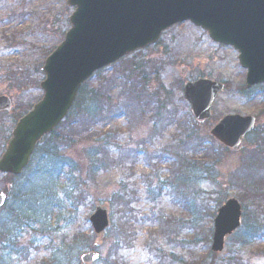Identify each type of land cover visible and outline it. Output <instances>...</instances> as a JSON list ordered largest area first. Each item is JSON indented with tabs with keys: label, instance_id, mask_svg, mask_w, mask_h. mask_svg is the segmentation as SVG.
I'll list each match as a JSON object with an SVG mask.
<instances>
[{
	"label": "rangeland",
	"instance_id": "1",
	"mask_svg": "<svg viewBox=\"0 0 264 264\" xmlns=\"http://www.w3.org/2000/svg\"><path fill=\"white\" fill-rule=\"evenodd\" d=\"M66 1L4 0L0 4V14H12L15 18L11 24H6L7 27L12 32H19L15 41H4L0 36V96L11 98L13 105L19 94L5 73L8 71L11 75L17 74V77L22 62L30 61L27 72L33 75V61L40 50L46 48L45 50L52 52L63 41L69 30L68 19L72 13V9L66 6ZM20 33L23 34L19 35ZM8 35L10 34L7 33ZM15 43L20 46L14 47ZM22 56L24 60L21 59ZM237 56L238 53L232 48L213 43L206 32L190 23L167 30L161 36L159 44L124 59L126 63L140 66L133 80L142 74L147 75L149 84L145 94L153 99L150 110L145 109L141 120L133 125L122 116L111 123L110 128L97 127L102 131L98 132L116 133L115 141L123 151L131 152L141 147L146 154L156 156L171 139L174 141L182 138L184 141L183 132L188 133L192 124L196 123L182 97V85L206 78L228 86L213 103L211 119L205 123H197L196 134L206 142L207 148L211 146L209 130L225 115L254 117L257 133H260L264 130V89L255 87L249 90L252 95L261 92V95L256 94L253 98L240 92V88L244 86L245 71L240 68ZM120 63L117 67L124 68ZM149 63L153 64V68ZM111 67L101 72L104 76L102 81L113 76ZM92 85L96 88L99 86L97 82ZM127 92L129 91L126 90L119 98L123 92L117 89L114 93L111 92V96L121 104L130 98ZM41 95L38 88L29 84L25 95L17 102L39 98ZM153 116L156 121L159 118L160 122L169 118L178 122L169 124V120L163 126L157 125L156 131L162 127L164 130L153 138ZM13 123L10 116H0V129L4 125L3 132L10 130ZM256 135L245 139L238 149L224 154L220 152L222 148L213 141L211 158L215 157L213 161L216 162L212 164L205 160L204 170H198L199 173L194 175L184 173L176 161L172 164L174 161L171 156L159 164L151 163L147 166L142 158L130 166L131 161L124 159L126 161L121 164L108 166L103 172L92 175L85 153L92 144L83 140L61 153L60 158L66 165L60 174L58 160L52 165L38 161L19 181V184L26 185L27 196L21 198L22 203L14 199V194L8 196L9 206H21L26 213H21L24 218L18 223V229L12 231L13 239L9 240L22 245H18L20 249H16L17 253L22 248L24 250L16 257L7 258L6 264H26L23 259L30 261L27 264H33L36 261H48L50 257L58 259L56 264H80L79 257L89 249H84L83 244L74 245L73 241L81 234L91 238L92 246L97 242L89 223V217L96 206L108 208L110 225L98 240L100 247L96 251L100 258L95 264H106L116 236L120 237L121 243H129V247L124 244L118 250L113 248L116 252L114 261L119 264H182V261L188 263L199 259H203L206 264H224L231 256L236 259L232 264H264V239L241 246L238 235L243 231V226L227 239L224 251L217 255V260L212 261L210 252L213 226V216L210 215L228 199H235L244 208V202L240 199L242 191L230 187L229 181L245 167L244 157L251 155L256 149ZM7 136L9 133L0 134V143ZM260 149L259 154L264 161V147ZM2 151L3 147H0V154ZM67 165L76 167L68 169ZM210 166V170H206ZM130 167L132 168L129 170ZM173 171L178 172L180 186L177 192L173 193L171 187L164 186L161 196L151 202L147 198V191L151 187L155 188L158 181L165 183L171 180ZM27 178L30 180L28 183ZM117 192H129L133 214L128 217L127 227L116 232L115 228L119 229L120 214H117L118 208L113 205V196ZM254 205L244 208L247 212L245 215H255L256 212L258 223L264 226V201ZM256 206H260L258 211ZM8 217L7 210H0V229L2 223L8 222ZM143 217L148 220L139 224L135 222ZM40 226H46L47 229L42 238H36L33 232ZM208 229H211V233L209 242L206 243L204 238ZM78 238L80 237L75 239V244ZM32 240L34 247L39 245L38 250L27 245ZM177 260L181 262L178 263Z\"/></svg>",
	"mask_w": 264,
	"mask_h": 264
},
{
	"label": "water",
	"instance_id": "2",
	"mask_svg": "<svg viewBox=\"0 0 264 264\" xmlns=\"http://www.w3.org/2000/svg\"><path fill=\"white\" fill-rule=\"evenodd\" d=\"M73 8L70 30L63 42L45 59L39 84L42 97L16 123L0 157V173L20 176L35 148L65 119L81 85L94 72L129 53L155 44L163 31L190 22L209 38L238 53L239 65L247 71L246 87L264 84V0H67ZM223 85L200 79L186 83L185 100L196 121L210 118V107ZM11 102L0 97V112H9ZM252 117L227 115L210 135L224 148L236 149L254 128ZM0 194V208L5 203ZM241 207L229 199L213 220L210 250L223 251L225 239L240 226ZM96 235L108 227V212L97 206L89 218ZM97 253L81 256L82 264L98 260Z\"/></svg>",
	"mask_w": 264,
	"mask_h": 264
},
{
	"label": "trees",
	"instance_id": "3",
	"mask_svg": "<svg viewBox=\"0 0 264 264\" xmlns=\"http://www.w3.org/2000/svg\"><path fill=\"white\" fill-rule=\"evenodd\" d=\"M3 1L4 0H0V4L3 3ZM11 15L0 14V36L4 41H15L18 39V30L12 32L6 25L11 24V22H13V20L15 19ZM7 33H9L10 35L7 36ZM22 34L23 33H20L19 35ZM16 46L18 47L20 46V44L15 43L14 47ZM45 49L46 48L41 49L39 55L37 57L35 56L36 58L34 57L35 59L32 65V69L34 72L33 75H29L27 72L29 66L28 63H30V61L22 62V65L19 69L20 74L17 77V74L11 75V73H9L8 71L5 73L6 78L13 83L14 90H16L19 94L17 100L25 95L26 87H28L29 84L38 88L39 79L42 77L40 67L42 66L44 58L50 53V50ZM21 59L24 60V56H22ZM120 62V64L124 65V68L117 67L119 63L113 65L111 67L113 76L110 79L102 81L104 77L102 76L103 73L98 72L90 82H87L82 86V88L78 92L75 103L69 111L65 121L53 132L51 136L44 138L41 145L36 149L31 159V165L29 166V169L23 174L24 177L25 174H27L28 171L33 167V165L38 161H43L42 163L52 165L55 160H58V163L60 165V174L62 168H64V166L66 165L64 160L60 158L61 153L65 152L66 148L70 149L79 144L81 140H83L84 142L90 141L92 144L91 148H89L87 152H85L87 166L92 175L103 172L108 168V166L110 167L114 164L117 165L118 163L121 164L122 162L126 161L124 159H129L131 161L129 166L134 164L140 158H142L144 162L149 165L153 162L159 164L162 161H165L166 157L171 156L170 158L174 160L172 164L176 161V164L181 165V169L184 173H190L191 175H194L196 173L198 174V170H204L203 162L205 160L212 162V164L216 162L213 161L215 157L211 158L214 146L213 140L211 138L209 139L211 146L207 148L206 142L196 134V123L192 124L193 127L188 133L183 132L184 141H182V138H179V140L175 139L174 141H172L171 139L170 142L165 146V148L162 149L160 153L156 154V156L146 154V151L144 149H141L140 147L139 149H135L131 152L123 151L124 149L120 147L117 141H115L116 133L110 131L106 134H102L101 129H97V127L105 128L106 126H110L111 123L122 116L127 119L130 125H133L137 120H141V116L145 114V109L146 111L150 110V105L152 104L153 99L150 95L146 96L145 94L149 81L143 74L142 77H137L139 81H137V79L133 80V78H136L134 77V74L136 73V71H138V64L129 62L126 63L124 61ZM126 68H128V70H125ZM96 82L99 84L98 88L92 85ZM117 89H120L123 92L119 95V98L120 96L124 95L126 90L129 91L127 92L128 94H130V98H128V101L121 104H118V101H115V98L111 96V92L114 93L115 91H117ZM241 90L245 91L244 88H241ZM17 100L14 103L13 110L9 114L14 123L23 114H25L31 108L32 104L38 101L39 98L26 99L22 102H17ZM132 103H134V106H132ZM139 117L140 119H138ZM154 118L155 117L153 116V119ZM159 120V118L157 121L154 119L152 126L153 138L156 135H160L164 130V127H162L158 131H156L157 125L163 126L165 121L169 120V122H171L169 124L178 122H175L170 118L169 120L164 119L162 122H160ZM183 130L184 129H182V131ZM98 131L101 132L99 133ZM257 131H255L253 134V136L257 134L255 141L256 149L251 155L244 157L245 167L242 168L240 172L233 175V177L229 181L230 187L236 188L237 190L240 189V191H242L240 199L242 202H244V208L250 207L249 205H251V207H254L255 203L264 201V172H262V170H264V161L259 154V151L261 150L260 147H264V130H262L260 133H257ZM9 132L10 130L8 129L6 133ZM0 134H5V132L1 130ZM4 140H6V138ZM4 140H1V142H3ZM114 141L115 143H113ZM220 152L222 154L226 153V151H223L222 149L220 150ZM197 155L200 156L198 160ZM75 167V165H67L68 169H74ZM131 168L132 167H130L129 170ZM210 168L211 166L206 170H210ZM177 173L178 172L173 171V178L166 183L158 181L155 188L151 187L149 189L150 191H147V198L151 202H155L156 199L161 196L163 187L167 185L168 187H171V189H173V193H176L177 188L180 186V183L177 180ZM20 180V177L14 178L11 176H0V189L5 193H7V191H10L11 194L9 193V195L14 194V199L17 202L22 203L21 198H25L27 196V193L25 191L26 185L19 184ZM28 181L30 180L27 178L26 182L28 183ZM152 190H155L156 192ZM113 199V205L118 208V211L116 212L117 214H120V218H118L119 229H116V231H119L121 229H124L123 227H127L129 222L128 217L133 214V207L131 206L129 192L126 194H119L117 192V194L113 196ZM126 199H128L129 202L125 201ZM254 201L255 203H251ZM256 207L258 211V208H260V206ZM4 210H7L9 217L8 222L6 221L5 223H2L0 229V264H6L7 258L11 256L16 257L24 250V248H22V250L17 253L16 249H20L18 245H22L17 242H10L9 240L13 239L12 231L18 229V223L22 218H24L21 213L24 214L26 212L21 206L14 208L13 206H9V204L5 206ZM31 210L32 213L36 215L35 211L32 208ZM244 212L247 213L245 210ZM213 215L214 213L211 214L210 217H212ZM256 215H258L256 214V212L255 215H250V213L248 215H243V231L238 235V238L241 242L240 245L243 247L255 243L258 239H264V226H261L258 223V218ZM249 216L251 220H249ZM144 220H148L147 217L140 218L135 222L139 224ZM158 220L159 219H156V221ZM46 229V226H40L39 230L33 232L34 237L42 238ZM210 233L211 229H208L205 235L206 237L204 238L206 243L209 242ZM10 235L12 237H10ZM77 237L80 238L76 240L75 244V239ZM15 238L17 239V237H14V239ZM76 238L73 241L74 245L83 244L84 249L94 250L93 246L91 245L90 237L80 234L76 236ZM27 245L34 250H38L39 248V245L34 247V240L28 241ZM118 246L119 243L117 242L114 243L112 247L117 250ZM115 254L116 252L114 251V249H112L110 257H114ZM169 257L171 258L170 254ZM211 258L212 261H215L217 260V255H211ZM172 259L174 260V258ZM234 259V256L228 257L224 264H232L231 262ZM23 262L27 264L30 261L27 259H23ZM177 262L180 263L181 260H177ZM56 263H58V259H56L55 257H50L48 261H36L33 264ZM203 263L206 264V262H203V259L191 261L188 263L182 261V264ZM106 264H117V262H106Z\"/></svg>",
	"mask_w": 264,
	"mask_h": 264
},
{
	"label": "bare ground",
	"instance_id": "4",
	"mask_svg": "<svg viewBox=\"0 0 264 264\" xmlns=\"http://www.w3.org/2000/svg\"><path fill=\"white\" fill-rule=\"evenodd\" d=\"M212 116V111L210 110V119ZM224 116H222L221 118H223ZM221 118H219L216 122H218ZM166 183V182H165ZM240 220H242V217H240ZM40 229V227L38 228V230ZM37 238H41V237H37Z\"/></svg>",
	"mask_w": 264,
	"mask_h": 264
}]
</instances>
